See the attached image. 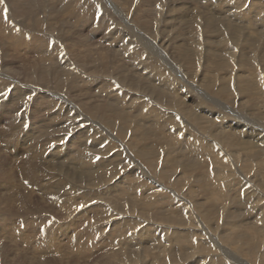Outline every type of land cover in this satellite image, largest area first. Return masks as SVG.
<instances>
[{
    "label": "rangeland",
    "instance_id": "374dc122",
    "mask_svg": "<svg viewBox=\"0 0 264 264\" xmlns=\"http://www.w3.org/2000/svg\"><path fill=\"white\" fill-rule=\"evenodd\" d=\"M43 1L35 23L0 39V264H264V26L242 16L264 0ZM20 34L53 53L17 49Z\"/></svg>",
    "mask_w": 264,
    "mask_h": 264
},
{
    "label": "bare ground",
    "instance_id": "6f19581e",
    "mask_svg": "<svg viewBox=\"0 0 264 264\" xmlns=\"http://www.w3.org/2000/svg\"><path fill=\"white\" fill-rule=\"evenodd\" d=\"M8 2H9V4H6V3H4V2H2V0H0V39H1V41H4L5 40V37L6 36H9V35H11V34H14V36L15 35H17V34H19V32L15 29V28H17V29H19V27H22V25L23 26H25V21H31L32 22V24L33 23H35L34 22V19H36L37 18V16H40V14H41V12H46L47 11V9L44 7V4H43V0H7ZM48 1H55V4H63V5H67V4H69V3H72L74 0H48ZM87 1V0H86ZM113 1V0H112ZM128 1V0H127ZM126 1V2H127ZM131 1V0H130ZM143 1V0H142ZM153 1H155V0H153ZM178 1V0H177ZM209 1V0H208ZM7 2V3H8ZM80 2V1H79ZM207 2V1H206ZM212 2V1H211ZM211 2H209L210 4H211ZM250 2H252V3H254V1L253 0H251ZM249 2V3H250ZM74 3H76V2H74ZM120 3V2H119ZM122 3H123V1H122ZM136 3V2H135ZM143 3H145V2H143ZM82 3H80L79 5H81ZM124 4H125V2H124ZM221 4H222V2H221ZM229 4V3H228ZM237 4V3H236ZM144 5V4H143ZM154 5V4H153ZM260 5V4H259ZM47 7L49 6L48 4L46 5ZM54 6V5H53ZM58 6V5H57ZM155 6V5H154ZM211 6V5H210ZM217 6H219V5H217ZM240 6V5H239ZM261 6V5H260ZM260 6H255V7H253V6H251L250 7V9L252 8V10H249V12L247 11V10H245L243 13L244 14H242V16H246L247 14L248 15H250L251 14V16H252V14H261V16L260 17H262V18H260V19H258V17L254 20V23H255V25L257 26H259V27H263L264 26V11L262 10V9H260L259 7ZM6 7L8 8V10L9 9H12L13 11H10V12H8L7 11V9H6ZM56 7V6H55ZM75 7V6H74ZM115 7V6H114ZM220 7V6H219ZM225 7V6H224ZM64 8V7H63ZM72 8V7H71ZM238 8V7H237ZM240 8V7H239ZM65 9V8H64ZM219 9V8H218ZM221 9V8H220ZM223 9H226V8H223ZM231 9H233V7L231 8ZM231 9H230V7H229V9L226 11V12H228L229 14H231V16H238V14H236V13H233L234 11V9L232 10V12H230L231 11ZM5 10H6V12H5ZM70 10V9H69ZM73 10V9H72ZM71 10V11H72ZM77 10V9H76ZM149 10H151V9H149ZM158 10V9H157ZM114 11V10H113ZM161 11V10H160ZM222 11H224V10H222ZM222 11H220V12H222ZM236 11V10H235ZM254 11H256L255 13H254ZM51 12V11H50ZM145 12V11H144ZM218 12H219V10H218ZM52 13V12H51ZM69 13H71V12H69ZM73 13V12H72ZM74 13H75V11H74ZM240 13V12H239ZM221 14V13H220ZM256 14V15H257ZM27 16V18H26V20H21L22 22H18V19L19 18H21V17H23V16ZM49 14H47V16H48ZM73 15V14H72ZM194 15V14H193ZM228 15V14H227ZM15 19H14V18ZM227 17V16H226ZM229 17V16H228ZM248 17V16H247ZM122 19V18H121ZM181 20H182V18H180ZM209 19H211V18H209ZM249 19V18H248ZM16 20H17V22H16ZM20 20V19H19ZM127 20V19H126ZM172 21H173V19H171ZM189 20H191V19H189ZM251 20V19H250ZM196 21V20H195ZM214 21H216L215 19H214ZM44 22H46V20H44ZM125 22V24H128V23H126V21H124ZM155 22V21H154ZM166 22V21H165ZM189 22V21H188ZM243 22V21H242ZM253 22V21H252ZM171 23V22H170ZM190 23V22H189ZM233 23V22H232ZM244 23V22H243ZM182 24V23H181ZM222 24V23H221ZM249 24H250V22H249ZM173 25V24H172ZM171 25V26H172ZM188 25V24H187ZM228 25V24H227ZM221 27H223V26H221ZM224 27H225V25H224ZM130 28V27H129ZM141 28V27H140ZM191 28V27H190ZM226 28V27H225ZM154 29H155V27H154ZM210 29V28H209ZM240 29V28H239ZM244 29V28H243ZM141 30H143V29H141ZM191 30V29H190ZM189 29H188V32L190 31ZM205 30V29H204ZM226 30H228V28L226 29ZM113 31V30H112ZM175 31V30H174ZM192 31V30H191ZM232 31V30H231ZM52 32L53 31H51V32H49V34L48 35H50V39H51V37H52ZM70 32V31H69ZM129 32V31H128ZM148 32V31H147ZM207 32V31H206ZM57 33V32H56ZM144 33V32H143ZM173 33V32H172ZM190 33V32H189ZM189 33L187 34V35H189ZM119 34V33H118ZM145 34V33H144ZM144 34H142V35H144ZM148 34V33H147ZM192 34V33H191ZM190 34V35H191ZM219 34H221V32L219 33ZM32 35V37H33V41H31V40H29L28 38H26V36H24L23 34H20L19 35V37H17V38H15L14 36H11L10 38L11 39H14V41L12 42V44L14 45V46H18L17 47V49L19 48V46H27L26 48L29 50V48H30V51H32V52H34L36 49L38 50L37 52H39V53H41V54H52L53 53V51H51V53H50V50L48 49V44H47V40H49V38H47V37H44V35L43 36H39V37H41V38H39L38 36H36V34L35 35H33V34H31ZM57 35V34H56ZM59 35V34H58ZM179 35H181V34H179ZM189 35V36H190ZM199 35V34H198ZM229 35V34H228ZM117 36V35H116ZM189 36H187V37H189ZM193 36V35H192ZM196 36V35H195ZM49 37V36H48ZM60 37V36H59ZM128 37V36H127ZM148 37V36H147ZM181 37V36H180ZM191 37V36H190ZM227 37V36H226ZM235 37V36H234ZM7 38V37H6ZM25 38H26V40H25ZM47 38V39H46ZM55 38V37H54ZM112 38V37H111ZM115 38V37H114ZM150 38H151V36H150ZM214 38V37H213ZM237 38V37H236ZM59 39V38H58ZM58 39H56V40H58ZM116 39V38H115ZM187 39V38H186ZM231 39H233V37L231 38ZM242 39V38H241ZM246 39V38H245ZM257 39V38H256ZM259 39V38H258ZM9 40V39H8ZM189 40V39H188ZM217 40V39H216ZM215 40V41H216ZM237 40H238V38H237ZM251 40V39H250ZM11 41V40H10ZM50 41V40H49ZM130 41L131 40H129V42L128 43H130ZM218 42H219V40H217ZM228 41V40H227ZM9 42V41H8ZM58 42V41H57ZM185 42V41H184ZM113 43V42H112ZM153 43V42H152ZM157 43V42H156ZM181 43V42H180ZM111 44V43H110ZM130 44H132V43H130ZM218 44V43H217ZM50 45V44H49ZM112 45V44H111ZM179 45H182V43L181 44H179ZM184 45H186V44H184ZM125 46V45H124ZM152 46V45H151ZM162 45H160V47H161ZM251 46H254V45H251ZM250 46V47H251ZM256 46V45H255ZM113 47V46H112ZM159 47V46H158ZM175 47V46H174ZM178 47V46H177ZM182 47V46H181ZM216 47H218V46H216ZM246 46H244L243 48H245ZM0 48H2L1 46H0ZM101 48V47H100ZM99 48V49H100ZM173 48V47H172ZM187 48V47H186ZM222 48V47H221ZM262 48V47H261ZM3 49V48H2ZM152 49V48H151ZM160 49V48H159ZM179 49V48H178ZM197 49V48H196ZM232 49V48H231ZM235 49V48H234ZM234 49H232V50H234ZM241 49V48H240ZM161 50V49H160ZM185 50V49H184ZM219 50V49H218ZM231 50V51H232ZM236 50V49H235ZM162 51V50H161ZM171 51V50H170ZM179 52L181 51L180 49L178 50ZM183 51V50H182ZM197 51V50H196ZM223 51V50H222ZM225 51H226V48H225ZM153 52V51H152ZM224 52V51H223ZM248 52V51H247ZM157 53V52H156ZM170 53V52H169ZM220 53V52H219ZM256 53V52H255ZM162 54V53H161ZM160 54V55H161ZM173 54V53H172ZM216 54V53H215ZM223 54V53H222ZM228 54V53H227ZM235 54V53H234ZM244 54V53H243ZM163 55V54H162ZM225 55H226V53H225ZM216 56V55H215ZM227 56V55H226ZM244 56V55H243ZM255 56H256V54H255ZM169 57H170V55H169ZM168 57V58H169ZM222 57V56H221ZM239 57V56H238ZM51 58V57H50ZM50 58H48V59H50ZM57 58V57H56ZM256 58V57H255ZM53 59H55V57L53 58ZM59 59V58H58ZM57 59V60H58ZM164 59V58H163ZM162 59V60H163ZM223 59V58H222ZM161 60V59H160ZM165 60V59H164ZM248 60V59H247ZM256 60V59H255ZM5 61V60H4ZM45 61H48V60H45ZM60 61H62L61 59H60ZM223 61V60H222ZM225 62H227V61H224V63ZM247 62V61H246ZM162 64V63H161ZM164 64V63H163ZM162 64V65H163ZM165 64H166V62H165ZM201 64V63H200ZM198 65V67L200 66L201 67V65ZM219 64V63H218ZM229 64V63H228ZM187 65H189V64H187ZM207 65V64H206ZM223 66V65H222ZM254 66V65H253ZM207 67V66H206ZM216 67V66H215ZM218 67V66H217ZM216 67V68H217ZM220 67V66H219ZM227 66L225 65V68H226ZM261 67V66H260ZM176 68V67H175ZM193 68V67H192ZM4 69V68H3ZM179 69V68H178ZM221 69H222V67H221ZM220 69V70H221ZM228 69H230V68H228ZM227 69V70H228ZM231 69H233V68H231ZM5 70V69H4ZM170 70V69H169ZM181 70H183V69H181ZM6 71V70H5ZM64 71V70H63ZM172 71V70H171ZM179 71V70H178ZM264 71V70H263ZM56 72V71H55ZM187 72V71H186ZM185 72V73H186ZM211 72V71H210ZM220 72V71H219ZM33 73V72H32ZM182 73V72H181ZM232 73V72H231ZM188 74V73H187ZM208 74V73H207ZM214 74V73H213ZM264 74V73H263ZM211 75V74H210ZM0 76L1 77H3V78H6L7 79V74L3 71V72H0ZM213 76V75H212ZM163 77V76H162ZM188 77H189V75H188ZM214 77V76H213ZM3 78H0V79H3ZM42 78V77H41ZM108 78V77H107ZM165 78V77H164ZM164 78H162V79H164ZM196 78V77H195ZM256 78H257V80H258V77L256 76ZM215 79V78H214ZM161 81H163V80H161ZM166 81V80H165ZM167 82V81H166ZM166 82H165V84L164 85H166ZM169 82V81H168ZM192 82V81H191ZM209 82V81H208ZM217 82V81H216ZM0 83H1V85H2V87H3V89H2V92H4V83H2L1 81H0ZM161 83V82H160ZM223 83V82H222ZM228 83V82H227ZM162 84V83H161ZM194 84H195V82H194ZM209 84H210V82H209ZM225 84V83H224ZM136 85V84H135ZM197 85V84H196ZM67 86V85H66ZM163 86V85H162ZM203 86V85H202ZM211 86V85H210ZM229 86H230V84H229ZM194 87V86H193ZM204 87V86H203ZM215 87V86H214ZM218 87V86H217ZM224 87H225V85H224ZM247 87H249V86H247ZM263 87H264V85H263ZM223 88V87H222ZM129 89V88H128ZM161 89V88H160ZM163 89V88H162ZM205 89V88H204ZM206 89H207V87H206ZM215 89V88H214ZM16 90H19L20 91V89H14V92H13V94H16L15 95V99H20L21 97H25L24 96V94H22V92L20 91V92H16ZM155 91V90H154ZM157 91V90H156ZM204 91H206V90H204ZM215 91H216V89H215ZM264 91V90H263ZM231 92V91H230ZM234 92V91H233ZM159 93H161V92H159ZM232 93V92H231ZM137 94V93H136ZM151 94H152V92H151ZM156 94V93H155ZM217 94V93H216ZM252 94V93H251ZM153 95V94H152ZM152 95H151V97H152ZM34 96V95H33ZM227 96V95H226ZM48 97V96H47ZM50 97V96H49ZM127 97V96H126ZM125 97V98H126ZM260 97V96H259ZM106 98V97H105ZM121 98V97H120ZM229 98V97H228ZM62 99H64V98H62ZM66 99V98H65ZM123 99V98H122ZM128 99V98H127ZM131 99V98H130ZM142 99V98H141ZM259 99V98H258ZM263 99V98H262ZM116 100V99H115ZM126 100V99H125ZM27 100H25V99H23V103H21L22 105L23 104H25L24 102H26ZM41 101V100H40ZM45 101V100H44ZM62 101V100H61ZM119 101V100H118ZM47 102V101H46ZM60 101H58L57 102V104L59 103ZM132 102V101H131ZM66 103V102H65ZM38 104V103H37ZM51 104V103H50ZM56 104V103H55ZM54 103H53V106H56ZM64 104V103H63ZM72 104V103H71ZM184 104V103H183ZM69 105V104H68ZM80 105V104H79ZM145 105V104H144ZM140 106V105H139ZM63 107V106H62ZM61 107V108H62ZM65 107V106H64ZM35 108V107H34ZM167 108V107H166ZM58 109V108H57ZM66 108H64V110H65ZM70 109V108H69ZM183 109H185V108H183ZM204 109V108H203ZM39 110V109H38ZM59 110V109H58ZM62 110V109H61ZM60 110V111H61ZM207 110V109H206ZM35 111V110H34ZM42 111V110H41ZM59 111V112H60ZM67 111H69V110H67ZM73 111V110H72ZM36 112H38V111H36ZM44 112V111H43ZM70 112V111H69ZM68 112V113H69ZM147 112V111H146ZM185 112V111H184ZM205 112V111H204ZM207 112V111H206ZM66 113V112H65ZM96 113V112H95ZM187 113H188V111H187ZM258 113V112H257ZM73 114V113H72ZM38 115V114H37ZM66 115H68V114H66ZM100 115V114H99ZM171 115V114H170ZM185 115V114H184ZM173 116V115H172ZM176 116V115H175ZM240 116V115H239ZM53 117V116H52ZM61 117V116H60ZM68 117H69V115H68ZM77 117V116H76ZM54 118H55V116H54ZM148 118V117H147ZM260 118H262V117H260ZM44 119V118H43ZM52 119V118H51ZM56 119V118H55ZM61 119V118H60ZM68 119V118H67ZM191 119V118H190ZM26 120V119H25ZM45 120V119H44ZM64 120V119H63ZM73 120H75V118L73 119ZM77 120H78V117H77ZM107 120V119H106ZM23 121V120H22ZM92 121V120H91ZM99 121V120H98ZM108 121V120H107ZM112 121V120H111ZM149 121V120H148ZM152 121V120H151ZM173 121V120H172ZM188 121V120H187ZM264 121V120H263ZM52 122H53V120H52ZM67 122V121H66ZM66 122H64V123H66ZM70 122V121H69ZM81 122V121H80ZM191 122V121H190ZM196 122H198V121H196ZM199 122H201V121H199ZM205 122V121H204ZM208 122V121H207ZM23 124H24V121L22 122ZM29 123V122H28ZM42 123V122H41ZM79 123V122H78ZM154 123V122H153ZM172 123V122H171ZM26 124V123H25ZM67 124H69V123H67ZM76 124V123H75ZM108 124V123H107ZM113 124V123H112ZM182 124V123H181ZM199 124V123H198ZM20 125H22V124H20ZM70 125H71V123H70ZM25 126V125H24ZM49 126H51V125H49ZM64 126V125H63ZM67 126V125H66ZM74 126V125H73ZM76 126V125H75ZM186 126V125H185ZM264 126V125H263ZM21 127V126H20ZM53 127V126H52ZM72 127V126H71ZM91 127V126H90ZM202 127H203V125H202ZM78 128V127H77ZM93 128V127H92ZM78 129H80V128H78ZM151 129V128H150ZM184 129V128H183ZM44 130V129H43ZM52 130H53V128H52ZM55 130V129H54ZM53 130V131H54ZM69 130V129H68ZM81 130V129H80ZM93 130H95V129H93ZM208 130V129H207ZM176 131H178V130H176ZM210 131V130H209ZM249 131H251V130H249ZM254 131H257V130H255V128H254ZM254 131H252V133L254 132ZM44 132V131H43ZM55 132V131H54ZM63 132V131H62ZM66 132V131H65ZM71 132H72V130H71ZM76 132H78L77 130H76ZM223 132V131H222ZM37 133V132H36ZM45 133V132H44ZM49 132H47V134H48ZM56 133V132H55ZM54 133V134H55ZM82 133H84V132H82ZM260 133V132H259ZM258 133V134H259ZM262 133V132H261ZM42 134V133H41ZM60 134V133H59ZM58 134V135H59ZM63 134V133H62ZM79 134V133H78ZM94 134V133H93ZM93 134H92V136H93ZM125 134V133H124ZM178 134V133H177ZM184 134V133H183ZM254 134V133H253ZM255 134H256V132H255ZM255 134H254V136H255ZM257 134V136H259ZM26 135L27 136H29L27 133H26ZM36 135V134H35ZM48 135H50V134H48ZM74 135H76L75 134V132H74V134H73V136ZM84 135H85V133H84ZM89 135V134H88ZM95 135V134H94ZM219 135H223V134H219ZM61 136V135H60ZM63 136V135H62ZM62 136H61V138H62ZM123 136V135H122ZM251 136H252V138L254 137L252 134H251ZM261 136V135H260ZM260 136H259V138H260ZM1 137V136H0ZM33 137V136H32ZM49 137V136H48ZM56 137V136H55ZM64 137V136H63ZM81 137V136H80ZM90 137V136H89ZM96 137V136H95ZM220 137V136H219ZM256 137V136H255ZM263 137H264V135H263ZM56 138H58V137H56ZM84 138V137H83ZM138 138V137H137ZM229 138V137H228ZM248 138H249V136H248ZM251 138V139H252ZM258 138V139H259ZM27 139V138H26ZM30 139V138H29ZM65 139V138H64ZM77 138H75V140H76ZM79 139V138H78ZM168 139V138H167ZM196 139V138H195ZM225 139V138H224ZM250 139V140H251ZM60 140V139H59ZM62 140V139H61ZM82 140V139H81ZM90 140V139H89ZM89 140H87V138H86V144H88L87 143V141L89 142ZM219 140V139H218ZM260 140V139H259ZM187 141H188V139H187ZM251 141H253V140H251ZM261 141L263 142V139H261ZM29 142V141H28ZM57 142H58V140H57ZM56 142V143H57ZM182 142V141H181ZM192 142H194V141H192ZM232 142V141H231ZM237 141H235V143H236ZM255 142V141H254ZM258 142H260V141H258ZM53 143H55V142H53ZM61 143V142H60ZM84 143V142H83ZM99 143V142H98ZM156 143H158V142H156ZM210 143V142H209ZM256 143V142H255ZM58 144V143H57ZM91 144V143H90ZM196 144V143H195ZM214 144V143H213ZM234 144V143H233ZM237 144V143H236ZM240 144L241 143H239V146H240ZM249 144H251V143H249ZM249 144H248V146H249ZM258 144H260V143H257V147H259L260 145H258ZM50 145V144H49ZM48 145V146H49ZM85 145V144H84ZM194 145V144H193ZM192 145V146H193ZM202 145V144H201ZM238 145V144H237ZM245 145V144H244ZM252 145V144H251ZM64 146V145H63ZM83 146V145H82ZM85 146H87V145H85ZM91 146H93V145H91ZM98 146V145H97ZM96 146V147H97ZM162 146V145H161ZM188 146V145H187ZM196 146H198V145H196ZM220 146V145H219ZM236 146V145H235ZM253 146V145H252ZM262 146V145H261ZM74 147H75V145H74ZM81 147V146H80ZM79 147V148H80ZM100 147H102V146H100ZM193 147H195V146H193ZM199 147V146H198ZM215 147V146H214ZM240 147H242V144H241V146ZM239 147V149H243V148H240ZM243 147H245V146H243ZM254 147V146H253ZM42 148V147H41ZM54 148H55V146H54ZM233 148V147H232ZM236 148H237V146H236ZM11 149V148H10ZM65 149H66V147H65ZM69 148H67V150H68ZM78 148H76V150H77ZM87 149H92V148H88V147H86V150ZM95 149V148H94ZM132 149H134V148H132ZM164 149V148H163ZM190 149H192V147H190ZM196 149H197V147H196ZM260 149V148H259ZM258 149V150H259ZM41 150V149H40ZM47 150V149H46ZM45 150V151H46ZM64 150V149H63ZM73 150H75V149H73ZM202 150H204V149H201V151ZM228 150V149H227ZM230 150L232 151V149L230 148ZM234 150V149H233ZM252 150V149H251ZM42 151V150H41ZM70 151V150H69ZM72 151V150H71ZM70 151V152H71ZM77 151H79V150H77ZM76 151V152H77ZM82 151V150H81ZM94 151V150H93ZM92 151V152H93ZM132 151V150H131ZM198 151H200L199 149H198ZM219 151H220V149H219ZM229 151V150H228ZM246 151V150H245ZM73 153H74V151H72ZM186 152H187V149H186ZM185 152V153H186ZM190 152V151H189ZM193 152V151H192ZM217 152V151H216ZM244 152V151H243ZM255 152V151H254ZM259 152V151H258ZM264 152V151H263ZM60 153V152H59ZM68 153V152H67ZM86 154H87V152H85ZM88 153H89V151H88ZM129 153V152H128ZM195 153V152H194ZM199 153H201V152H199ZM204 153H206V152H204ZM219 153V152H218ZM241 152L240 151H238V155L240 154ZM86 154H84L86 157H87V155ZM90 154V153H89ZM92 154V153H91ZM96 155H97V153H95ZM183 154V153H182ZM188 154V153H187ZM191 154V153H190ZM222 154V153H221ZM244 154H245V152H244ZM249 154V153H248ZM263 154V153H262ZM52 155V154H51ZM93 155V154H92ZM192 155V154H191ZM196 155V154H195ZM201 155V154H200ZM215 155H216V153H215ZM229 155V154H228ZM232 155V154H231ZM241 155V154H240ZM261 155V154H260ZM59 156V155H58ZM71 156H72V154H71ZM76 156V157H75ZM91 156V155H90ZM94 156V155H93ZM99 156V155H98ZM135 156H136V154H135ZM148 156V155H147ZM190 156V155H189ZM205 156V155H204ZM218 156V155H217ZM224 156V155H223ZM248 156V155H247ZM257 156L259 157V155L257 154ZM54 157H56V156H54ZM54 157H53V159H54ZM64 157V156H63ZM66 157V156H65ZM74 157L75 158H77L78 157V159H81V162H82V157H81V155H79V153H78V156H77V153H76V155H74ZM84 157V156H83ZM143 157V156H142ZM150 157V156H149ZM182 157V156H181ZM193 157H194V154H193ZM200 157L201 156H199V157H196L197 159L199 158L200 159ZM206 157V156H205ZM219 157H222V156H220L219 155ZM226 157V156H225ZM249 157V156H248ZM13 158V157H12ZM51 158V157H50ZM88 158V157H87ZM90 158V157H89ZM92 158V157H91ZM96 158V157H95ZM94 158V159H95ZM145 158H147V157H145ZM196 158H195V160H196ZM201 158H203V157H201ZM215 158V157H214ZM213 158V159H214ZM256 157L254 156V159H255ZM264 158V157H263ZM66 159V158H65ZM68 159V158H67ZM93 159V158H92ZM199 159H198V161H199ZM216 160H217V158H215ZM246 159V158H245ZM250 159V158H249ZM248 159V160H249ZM61 160V159H60ZM87 160H89V159H87ZM258 160V159H257ZM260 160V159H259ZM19 161V160H18ZM63 161V160H62ZM77 162H79L78 160H76ZM95 161V160H94ZM93 161V162H94ZM97 161V160H96ZM197 161V162H198ZM59 162V161H58ZM74 162V161H73ZM83 162H84V160H83ZM88 162V161H87ZM112 162V161H111ZM200 162V161H199ZM248 162V161H247ZM252 162V161H251ZM258 162V161H257ZM89 163H91L90 164V166L92 165V164H95V163H98V161L97 162H94V163H92V161L90 162H88V164ZM104 163V162H103ZM141 163V162H140ZM139 163V164H140ZM191 163V162H190ZM202 163V162H201ZM211 163V162H210ZM214 163V162H213ZM255 163H256V159H255ZM82 164V163H81ZM80 164V165H81ZM99 164V163H98ZM242 164V163H241ZM240 164V165H241ZM259 164V163H258ZM257 164V165H258ZM261 164H263V163H261ZM74 165V164H73ZM193 165L194 164H192L191 166H192V168H193ZM196 165V164H195ZM202 165V164H201ZM203 165H204V163H203ZM206 165V164H205ZM239 165V164H238ZM246 165H248V164H246ZM245 165V166H246ZM256 165V164H255ZM74 166H76V165H74ZM196 166H198V165H196ZM250 166V165H249ZM59 167V166H58ZM89 167V166H88ZM87 167V168H88ZM98 167V166H97ZM201 167V166H200ZM217 167V166H216ZM231 167V166H230ZM248 169L250 168V167H248V166H246ZM54 168V167H53ZM60 168V167H59ZM68 168V167H67ZM69 168H71V167H69ZM83 168H84V166H83ZM86 168V167H85ZM101 168H102V166H101ZM199 168V167H198ZM211 168V167H210ZM217 168H219V167H217ZM237 168V167H236ZM244 168V167H243ZM253 168H254V165H253ZM63 169V168H62ZM61 169V170H62ZM96 169V168H95ZM144 169H145V167H144ZM215 169V168H214ZM247 169V170H248ZM250 169H252V164H251V168ZM55 170V169H54ZM103 170V169H102ZM150 170V169H149ZM189 170H191V169H189ZM192 170H195V169H192ZM217 170V169H216ZM218 170H220V169H218ZM237 170V169H236ZM253 170V169H252ZM251 170V171H252ZM258 170V169H257ZM56 171V170H55ZM60 171V170H59ZM93 171H96V170H93ZM99 170H97L96 172H98ZM104 171V170H103ZM214 171V170H213ZM222 171H223V169H222ZM221 171V172H222ZM224 171H226V169L224 170ZM223 171V172H224ZM240 171V170H239ZM250 171V170H249ZM248 171V172H249ZM262 171V170H261ZM49 172V171H48ZM57 173L56 174H58V171H56ZM67 172V171H66ZM71 171H69V173H70ZM90 172V171H89ZM205 172H207L208 173V171H205ZM209 172H210V170H209ZM215 172V171H214ZM221 172H219L220 174H221ZM233 172V171H232ZM34 173V172H33ZM32 173V174H33ZM61 173H63L62 171L60 172V174ZM187 173V172H186ZM195 173V172H194ZM211 173V172H210ZM226 173V172H225ZM241 173V172H240ZM253 173V172H252ZM259 173H261V172H259ZM37 173H35V175H36ZM38 174H39V172H38ZM55 174V175H56ZM63 174H65V172L63 173ZM62 174V175H63ZM92 174V173H91ZM95 174V173H94ZM104 174H107V173H104ZM205 174V173H204ZM213 174V173H212ZM215 174H217V173H215ZM34 175V176H35ZM61 175V176H62ZM66 175H68V174H66ZM93 175V174H92ZM103 175V174H102ZM246 175V174H245ZM248 175V174H247ZM254 175V174H253ZM71 176V175H70ZM73 176V175H72ZM71 176V177H72ZM115 176V175H114ZM117 176H119V174L117 175ZM124 176V175H123ZM176 176V175H175ZM218 176V175H217ZM216 176V177H217ZM223 176V175H222ZM252 175H250V177H251ZM257 176V175H256ZM255 176V177H256ZM31 177H33V176H31ZM39 177V176H38ZM58 177V176H57ZM63 177V176H62ZM61 177V178H62ZM67 177H69V176H67ZM107 177V176H106ZM126 177V176H125ZM136 177V176H135ZM169 177H171V176H169ZM186 177V176H185ZM195 177V176H194ZM205 177V176H204ZM249 177V176H248ZM72 178H74V177H72ZM89 178V177H88ZM109 178H112V177H110L109 176ZM172 178V177H171ZM175 178V177H174ZM181 178V177H180ZM179 178V179H180ZM188 178V177H187ZM208 178L209 177H207V180H208ZM234 178V177H233ZM35 179V178H34ZM65 179V178H64ZM82 179V178H81ZM160 179V178H159ZM182 179V178H181ZM186 179V178H185ZM206 179V178H205ZM221 179V178H220ZM222 179H223V177H222ZM221 179V180H222ZM224 179H227V178H224ZM224 179H223V181H224ZM249 179V178H248ZM115 180V179H114ZM130 180V179H129ZM209 180H211V179H209ZM217 180V179H216ZM220 180V181H221ZM228 180V179H227ZM230 180V179H229ZM250 180V179H249ZM256 180H258V179H256ZM64 181H67L66 179L64 180ZM108 181H109V179H108ZM125 181H127V180H125ZM124 181V182H125ZM167 181H168V179H167ZM166 181V182H167ZM174 181H176V180H174ZM180 181V180H179ZM179 181H177V183L179 182ZM186 181V180H185ZM199 181V180H198ZM201 181H203V179L201 180ZM219 181V180H218ZM60 182V181H59ZM72 182V181H71ZM100 182V181H99ZM111 182V181H110ZM128 182V181H127ZM56 183H58V182H56ZM95 183V182H94ZM161 183V182H160ZM159 183V184H160ZM168 183V182H167ZM187 183V182H186ZM189 183V182H188ZM187 183V184H188ZM221 183H222V181H221ZM220 183V184H221ZM226 183V182H225ZM59 184L60 183H58V185L56 186V188L59 186ZM65 184H66V182H65ZM64 184V185H65ZM68 184V183H67ZM110 184V183H109ZM122 184V183H121ZM171 184H173V183H171ZM176 184V183H175ZM180 184V183H179ZM181 184H183V183H181ZM202 184V183H201ZM212 184V183H211ZM235 184H237V183H235ZM250 184V183H249ZM63 185V184H62ZM69 185V184H68ZM97 185V184H96ZM112 185V184H111ZM117 185H119V184H117ZM134 185V184H133ZM132 185V187H134ZM144 185V184H143ZM158 185V184H157ZM166 185V184H165ZM174 185V184H173ZM190 185V184H189ZM198 185V184H197ZM218 185V184H217ZM234 185V184H233ZM238 185H239V183H238ZM71 186V185H70ZM74 186V185H73ZM72 186V187H73ZM121 186V185H120ZM168 186H169V183H168ZM172 186V185H171ZM186 186V185H185ZM205 186V185H204ZM229 186H232V185H229ZM66 187V186H65ZM64 187V188H65ZM99 187V186H98ZM97 187V188H98ZM104 187V186H103ZM102 187V188H103ZM114 188H115V186H113ZM113 187H111V188H113ZM129 187V186H128ZM142 187V186H141ZM149 187V186H148ZM161 187V186H160ZM213 187V186H212ZM217 187V186H216ZM220 187V186H219ZM223 187V186H222ZM246 187V186H245ZM247 187H248V185H247ZM253 187H255V189L257 188L256 186H253ZM68 188V187H67ZM84 188V187H83ZM88 188V187H87ZM120 188V187H119ZM125 188V187H124ZM151 188V187H150ZM155 188V187H154ZM163 188V187H162ZM218 188V187H217ZM229 188V187H228ZM236 188V187H235ZM249 188V187H248ZM248 188H246V189H248ZM55 189V188H54ZM70 189V188H69ZM96 189V188H95ZM101 189V188H100ZM118 189V188H117ZM116 189V190H117ZM129 189V188H128ZM133 189V188H132ZM142 189H144V188H142ZM148 189V188H147ZM191 189V188H190ZM189 189V190H190ZM203 189V188H202ZM223 189V188H222ZM231 189H232V187H231ZM63 190V189H62ZM65 190V189H64ZM64 190H63V192H64ZM103 190V189H102ZM110 190V189H109ZM115 190V189H114ZM120 190V189H119ZM130 190H131V188H130ZM146 190V189H145ZM164 190V189H163ZM65 191H68L67 189L65 190ZM95 191V190H94ZM127 191V190H126ZM149 191V190H148ZM152 191V190H151ZM158 191V190H157ZM157 191H155V192H157ZM194 191V190H193ZM112 192H114V191H112ZM116 192H118V191H116ZM122 192V191H121ZM128 192V191H127ZM133 192V191H132ZM136 192V191H135ZM165 192V191H164ZM177 192H178V190H177ZM179 192H181V191H179ZM238 192V191H237ZM236 192V193H237ZM245 192V191H244ZM243 192V194H247V192L246 193H244ZM251 192V191H250ZM259 192V191H258ZM60 193H61V191H60ZM94 193H96V191L94 192ZM138 193V192H137ZM159 193V192H158ZM162 193H163V191H162ZM182 193V192H181ZM235 193V192H234ZM241 193V192H240ZM257 193V192H256ZM65 194H66V192H65ZM64 194V195H65ZM68 194V193H67ZM105 194V193H104ZM130 194V193H129ZM140 194H141V192H140ZM173 194H174V192H173ZM107 195H108V193H107ZM114 195H116V194H114ZM118 195V194H117ZM116 195V196H117ZM139 195V194H138ZM172 195V194H171ZM175 195V194H174ZM248 195V194H247ZM56 196V195H55ZM75 196V195H74ZM88 196V195H87ZM92 196V195H91ZM132 196V195H131ZM135 196V195H134ZM162 196V195H161ZM165 196V195H164ZM163 196V197H164ZM167 196L169 197V194H167ZM183 196V195H182ZM243 196V195H242ZM99 197V196H98ZM121 197V196H120ZM139 197H141V196H139ZM157 197V196H156ZM181 197V196H180ZM248 197V196H247ZM117 198V197H116ZM136 198H137V196H136ZM171 198V197H170ZM256 198V197H255ZM60 199V198H59ZM93 199V198H92ZM112 199V198H111ZM119 199V198H118ZM154 199V198H153ZM158 199V198H157ZM164 199V198H163ZM169 199V198H168ZM242 199V198H241ZM240 199V200H241ZM248 199H251L250 197L248 198ZM254 199V198H253ZM56 200V199H55ZM62 200V199H61ZM116 200V199H115ZM165 200V199H164ZM170 200V199H169ZM181 200V199H180ZM243 200V199H242ZM57 201H59V200H57ZM155 201V200H154ZM153 201V202H154ZM158 201V200H157ZM157 201H155L156 203H157ZM172 201V200H171ZM253 201V200H252ZM251 201V202H252ZM258 201V200H257ZM94 202V201H93ZM118 202V201H117ZM160 202V201H159ZM159 202H158V204H159ZM164 201H161V203H163ZM192 202V201H191ZM119 203V202H118ZM156 203H154V205L156 204ZM160 203V204H161ZM183 203H185V202H183ZM250 203V202H249ZM112 204V203H111ZM150 204V203H149ZM158 204H156V205H158ZM173 204V203H172ZM251 204V203H250ZM255 204V203H254ZM114 205V204H113ZM163 205H164V203H163ZM162 205V206H163ZM186 205V204H185ZM70 206H72V205H70ZM114 206H116V205H114ZM118 206H119V204H118ZM118 206H117V208H118ZM159 206V205H158ZM162 206H161V208H162ZM252 206V205H251ZM259 206H264V205H259ZM121 207V205L119 206V208ZM170 207V206H169ZM185 207V206H184ZM67 208V207H66ZM94 208V207H93ZM121 208H123V206L121 207ZM165 208V207H164ZM168 208V207H167ZM187 208V207H186ZM253 208H255V207H253ZM259 208V207H258ZM263 208V207H262ZM163 209V208H162ZM255 209H257V208H255ZM260 209V208H259ZM114 210V209H113ZM112 210V211H113ZM125 209H123V211H124ZM156 210V209H155ZM196 210V209H195ZM194 210V211H195ZM117 211V210H116ZM184 211V210H183ZM197 211V210H196ZM262 211H264V210H262ZM261 211V212H262ZM100 212V211H99ZM114 212V211H113ZM174 212V211H173ZM200 212V214H201V211H199ZM199 212H196V213H199ZM250 212V211H249ZM255 212V211H254ZM257 212H258V210H257ZM261 212H259L260 214H261ZM189 213H190V210H189ZM250 213H252V212H250ZM110 214V213H109ZM119 214V213H118ZM204 214V213H203ZM111 215V214H110ZM256 215H257V213H256ZM259 215V214H258ZM257 215V216H258ZM262 215V214H261ZM104 216V215H103ZM145 216V215H144ZM263 216V215H262ZM126 217V216H125ZM130 217V216H129ZM128 217V218H129ZM161 217V216H160ZM256 217V216H255ZM5 218V217H4ZM148 218V217H147ZM258 218H260V217H258ZM110 219V218H109ZM144 219V218H143ZM159 219V218H158ZM203 219V218H202ZM264 219V218H263ZM122 220V219H121ZM139 220V219H138ZM148 220V219H147ZM205 220H206V218H205ZM204 220V221H205ZM125 221V220H124ZM134 221V220H133ZM151 221V220H150ZM156 221V220H155ZM158 221V220H157ZM108 222V221H107ZM113 222V221H112ZM121 222H123V221H121ZM202 222V221H201ZM259 222V221H258ZM261 222V221H260ZM264 222V221H263ZM103 223V222H102ZM120 223V222H119ZM125 223V222H124ZM155 223V222H154ZM113 224V226H114V223H112ZM112 224H110L111 226H112ZM122 224V223H121ZM129 224V223H128ZM128 224H125L126 226L128 225ZM131 224V223H130ZM129 224V225H130ZM133 225V224H132ZM151 225V224H150ZM92 226V225H91ZM94 226V225H93ZM98 226V225H97ZM115 226H117L116 225V223H115ZM124 226V225H123ZM138 226V225H137ZM142 226V225H141ZM147 226H148V223H147ZM128 227V226H127ZM150 227V226H149ZM165 227V226H164ZM179 227V226H178ZM94 228V227H93ZM114 228V227H113ZM118 228V227H117ZM119 228H120V226H119ZM129 228H131V226L129 227ZM138 228H140V227H138ZM189 228V227H188ZM262 228V227H261ZM112 229V228H111ZM122 228H120V230H121ZM136 229H137V227H136ZM97 230V229H96ZM138 230V229H137ZM150 230V229H149ZM6 231V230H5ZM129 231H131L130 229H129ZM153 231V230H152ZM1 232V231H0ZM112 232V231H111ZM117 232V231H116ZM121 232V231H120ZM123 232V231H122ZM156 232V231H155ZM133 233V232H132ZM135 233H136V231H135ZM150 233H152V232H150ZM184 232H182V234H183ZM9 234V233H8ZM7 234V235H8ZM11 234V233H10ZM92 234V233H91ZM112 234V233H111ZM113 234H115V232H114V230H113ZM117 234H119V233H117ZM121 234V233H120ZM137 234L138 233H136V236H137ZM153 234V233H152ZM157 234V233H156ZM166 234V233H165ZM172 234V233H171ZM173 234H176V233H173ZM178 234V233H177ZM181 234V235H182ZM186 234H188V233H186ZM3 235V234H2ZM4 235H5V232H4ZM13 235V234H12ZM130 236H131V234H129ZM128 235V236H129ZM139 235V234H138ZM158 235V234H157ZM156 235V236H157ZM168 235V234H167ZM189 235V234H188ZM188 235H186V236H188ZM119 236V235H118ZM126 236V235H125ZM140 236V235H139ZM138 236V237H139ZM173 236H175V235H172L171 237L173 238ZM4 237V236H3ZM9 237V236H8ZM16 237V236H15ZM133 237V236H132ZM132 237H131V239H132ZM135 237V236H134ZM145 237V236H144ZM162 237V236H161ZM163 237H165V236H163ZM162 237V238H163ZM168 237H169V235H168ZM178 237V236H177ZM182 237V236H181ZM181 237H178V238H181ZM2 238V237H1ZM21 238V237H20ZM117 238V237H116ZM171 238V239H172ZM178 238H176V239H178ZM126 239V238H125ZM140 238H138V240H139ZM143 239H145V238H143ZM143 239H141V240H143ZM171 239H170V241H171ZM137 240V241H138ZM175 240V239H174ZM174 240H173V242H174ZM181 240V239H180ZM127 241V240H126ZM146 241V240H145ZM144 241V242H145ZM178 241V240H177ZM202 241V240H201ZM80 242V241H79ZM101 242V241H100ZM139 242V241H138ZM137 242V243H138ZM143 242V243H144ZM149 242H150V240H149ZM160 242V241H159ZM165 242V241H164ZM181 242V241H180ZM96 243V242H95ZM94 243V244H95ZM140 243V242H139ZM7 244V243H6ZM79 244V243H78ZM115 244V243H114ZM146 244V243H145ZM150 244V243H149ZM161 243H159V245H160ZM163 244V243H162ZM202 244V243H201ZM205 244H207V242L205 243ZM164 245V244H163ZM177 245V244H176ZM94 246V245H93ZM145 246H148V243H147V245H145ZM191 246V245H190ZM215 246V245H214ZM3 248H6V247H4V246H2ZM39 247V246H38ZM174 247V246H173ZM195 247V246H194ZM207 247H208V245H207ZM2 248V249H3ZM42 248V247H41ZM80 248V247H79ZM87 248V247H86ZM90 248V247H89ZM116 248V247H115ZM150 248V247H149ZM152 248V247H151ZM7 249V248H6ZM5 249V250H6ZM11 249V248H10ZM40 249V248H39ZM174 249V248H173ZM197 249V248H196ZM5 250H3V252H5ZM37 251H38V248L36 249ZM85 250V249H84ZM148 251L150 250V249H147ZM212 250V249H211ZM211 250H209V251H211ZM21 251V250H20ZM40 251V250H39ZM76 251V250H75ZM78 251V250H77ZM76 251V252H77ZM35 252V251H34ZM41 252V251H40ZM82 252V251H81ZM151 252V251H150ZM171 252V251H170ZM183 252V251H182ZM184 252H186V251H184ZM7 253V252H6ZM5 253V254H6ZM10 253V252H9ZM80 254H82V253H80ZM129 254V253H128ZM186 254V253H185ZM202 254V253H201ZM200 254V255H201ZM204 254V253H203ZM207 254V253H206ZM90 255V254H89ZM0 256H1V254H0ZM7 256L8 255H6L5 257L7 258ZM127 256V255H126ZM130 256V255H129ZM194 256V255H193ZM198 256V255H197ZM4 257V256H3ZM83 257V256H82ZM113 257V256H112ZM195 257V256H194ZM6 258H5V260H6ZM118 258V257H117ZM159 258V257H158ZM182 258V257H181ZM180 258V259H181ZM189 258H193V257H189ZM205 258V257H204ZM87 259V258H86ZM175 259V258H174ZM185 259H187V258H185ZM201 259V258H200ZM132 260V259H131ZM188 260V259H187ZM186 260V261H187ZM29 261V260H28ZM115 261V260H114ZM128 261V260H127ZM133 261V260H132ZM138 261V260H137ZM137 261L135 260V261H133V263L134 262H136L137 263ZM154 261V260H153ZM175 261V260H174ZM106 262V261H105ZM116 262V261H115ZM155 262V261H154ZM182 262V261H181ZM184 262H185V260H184ZM207 262V261H206ZM216 262V261H215ZM218 262V261H217ZM114 263V262H113ZM152 263V262H151ZM161 263H163V262H161ZM208 263V262H207ZM33 264V263H32ZM102 264H103V262H102ZM107 264V263H106ZM112 264V263H111ZM139 264V263H138ZM153 264V263H152ZM175 264V263H174ZM213 264V263H212Z\"/></svg>",
    "mask_w": 264,
    "mask_h": 264
},
{
    "label": "snow or ice",
    "instance_id": "6c2138e0",
    "mask_svg": "<svg viewBox=\"0 0 264 264\" xmlns=\"http://www.w3.org/2000/svg\"><path fill=\"white\" fill-rule=\"evenodd\" d=\"M5 12H6V10H5Z\"/></svg>",
    "mask_w": 264,
    "mask_h": 264
}]
</instances>
